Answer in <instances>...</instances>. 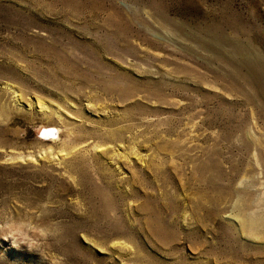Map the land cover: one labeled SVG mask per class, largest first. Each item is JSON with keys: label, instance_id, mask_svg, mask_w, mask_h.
I'll return each instance as SVG.
<instances>
[{"label": "rangeland", "instance_id": "rangeland-1", "mask_svg": "<svg viewBox=\"0 0 264 264\" xmlns=\"http://www.w3.org/2000/svg\"><path fill=\"white\" fill-rule=\"evenodd\" d=\"M254 57L264 63V0H0V88L10 82L55 101L58 88L106 95L109 108H98L104 109L101 117L120 122L114 127L119 130L126 123L121 131L138 134L144 154L150 147L145 140L157 132L207 133L200 141L203 150L190 154L207 164L200 175L193 174L187 157L176 159L179 169L166 164L156 172L146 165L142 169L138 156V162L134 155L124 159L126 167L139 169L137 204L146 208H138V220L144 226L148 220L162 221L185 245L184 257L194 253L188 244L202 245L203 263L215 258L214 264H264L260 241L230 235L226 216L237 214V198L221 214H213L204 198L219 189L248 187L259 193V212L264 214V145L255 157L239 141L248 133L264 144V74L251 84L242 65ZM109 83L112 89L104 87ZM134 85L140 98L134 106L125 103L124 111L117 98H128L126 90ZM1 95L7 104L8 97ZM30 114L10 108L0 112V264H125L119 259L120 246H97L85 239V234L100 236L118 222L128 224L125 200L111 179L98 178L95 168H88L89 176L84 172L77 185L58 171L64 167L58 159L5 160L7 154L35 155L40 148L57 149L67 141L62 130L57 144L45 142L42 131L53 123ZM88 129L82 134H91ZM42 163L45 170H39ZM203 171L217 176V182L201 179ZM183 207L189 223L182 218L173 222Z\"/></svg>", "mask_w": 264, "mask_h": 264}, {"label": "bare ground", "instance_id": "bare-ground-1", "mask_svg": "<svg viewBox=\"0 0 264 264\" xmlns=\"http://www.w3.org/2000/svg\"><path fill=\"white\" fill-rule=\"evenodd\" d=\"M134 43H136V41ZM120 61H121V57H120ZM242 65L246 69V74L244 78H246L247 81H249V83L251 84L255 85L256 83H259L261 76L264 74V63L261 61L260 57L245 59L242 62ZM233 69H235L234 70L235 73H238L239 69L235 67H233ZM112 83H109V85L111 84V86L107 84V86L105 85L104 87L106 88L109 87V89L111 87L112 89L113 87ZM125 85L126 84H124V87ZM17 86H15V84H12L10 82H6L4 85L1 86L0 95L1 93H3L9 99L8 103L6 104L7 100L3 102V99H1L0 97L1 114L7 113L8 108H10L12 112L17 111V112L31 113L37 118H40L42 120H48L49 122L53 123L51 124L52 127L46 128V130L42 131L43 132L42 138L45 139V142L53 143V145L57 144V141H59L61 137L62 130L67 131L68 139L67 141H64L63 144L57 149H53V146H49L43 149L40 148L39 151H37V154L35 155L34 153L31 154L30 152L26 154L24 153L7 154L6 156L4 155L5 160L15 162L17 160L18 161L19 160H29V159L33 160L34 157H36L35 161H37L38 158L40 157L46 160H48L47 158L49 159L53 158L54 160L58 159L60 161V163H58L59 167H61L64 164V167L59 168L58 171H62L64 176H66L69 180H72L74 184H77V185H80L83 179L82 174L84 172H87L86 175L89 176L88 173L90 171L88 170V168L90 169L95 168L94 170L97 171L98 178L111 179L112 182L111 183L109 182L110 185L114 188V190H117V192L121 194L123 199L125 200L123 212L126 214V218H127L126 220L128 224H125L126 226H124L122 225L123 223L120 225L118 224L119 222L118 223L116 222L117 225L112 227L109 231L102 233L100 236H90L89 237L87 234H85V239L89 243L97 245V246H99V243L101 244L110 243L111 245L120 246V249L118 250L119 259L123 262L126 261L125 264L129 262L131 264L132 263L134 264H214V262L216 261L215 258H213L212 261H204V263L203 261L200 260L202 257L201 255L205 254V251L202 245L196 244V243H195L196 246H193L192 244L191 245L188 244L189 247L188 246L187 247L189 248V250L191 249L194 253H191L189 257H184L183 254L186 250L185 245H182L180 243L181 239L176 241V238H174L175 237L174 232L169 227L165 226V224L162 221H158V223L153 224V223H150V220H148L149 222H147L144 226L138 220L137 212H138V208H140L141 206H139L137 203L138 201H140V199L138 198L140 193L138 192V188L137 187L135 188L134 183H138L140 186L142 185V183H139V175H138L139 169H136L135 164L133 166L126 167L127 162H125L124 160V159L132 158V156L134 155L133 156L134 159L136 160V162H138L139 160L136 158L138 156L140 158V161H143V164H144V165H139L142 169H143V166L146 165V168L148 170H153V172L155 170L156 172V170H162L161 166L166 167L164 166L166 164L171 165V167L175 166L176 168H178L179 166L175 165V162L177 164L178 158L183 157L182 159H184L187 157L191 159L190 162L193 164L191 167L193 174H195V176L200 175L201 168L207 167L206 166L207 164L205 163L202 165L201 161L196 160V157L190 154L191 152L195 154V152H193L194 150L203 148L200 141L202 138H204V136L207 133L204 134V133H198L196 131H189V130L188 132H181L182 134H178L179 132L177 134H172L168 131L167 132L162 131V133L158 134L157 132L156 134H154V137L151 136L150 138L148 137V139L145 140L144 144L145 145L148 144L150 147L147 148L146 147L147 145L145 146L143 144L146 147V151H147V153L144 154L141 151L144 149V147L140 150L141 146L139 143L142 138L139 140L137 138L138 134L137 135L136 133L133 134L131 133V131L129 132L131 135L126 136L125 133L128 134L127 132L129 131V129H127V132L123 130L125 131V133L121 131L126 125V123L124 122V120L126 119L123 120L125 125L123 126L121 130H119L114 127L120 124V122L116 121L117 123H113L115 120L111 121L110 119L101 117L102 116L101 112L104 111V109L102 108L98 109V108H100L101 105L103 106L106 105L105 107L109 108L107 106L108 99H103L104 96L106 95H104L103 97H100L98 93H96V91L94 92L92 89H89L87 91L86 88H83V89L81 88L78 91H74L73 89H61V88H58L56 90L50 89L51 92H53L52 90H54L59 96L56 102L54 99L53 100L46 99L44 96L39 95L38 93H36V91L34 92L32 89H27L24 91L22 88H19ZM120 89L122 90V88ZM104 90H105L104 94H106L105 93L106 89ZM124 90H126V88ZM126 91L129 93L127 94L129 95L128 98L127 97L124 99L122 97L117 98L119 94L117 97L114 96V99L115 98L118 99L116 102L118 103V105H122V108H124L123 106H125V103H127L128 101L130 102L132 106L136 105L138 102V98H140L138 86L134 85L133 89L131 87V89L126 90ZM258 94L261 95L262 93H258ZM114 99H113V102H114ZM126 107L127 106H125L124 111H127ZM126 122L129 123V120H126ZM83 128L85 129L91 128V132H92L91 134H88V133H86V135L84 134L86 136L85 137L86 140L84 141L82 140L84 136L82 132H85L86 130L83 131ZM249 135L248 133H245V135L241 136V139L239 141L242 142L243 145H248L247 147L249 149L254 150L255 155L252 153V156L254 155L256 157V152L258 153L264 144H263V141L259 137H255V135L254 137L249 136ZM211 136L213 137L215 136L219 138V132L217 134L216 132L212 131ZM173 137H175V140ZM246 138L249 140H246ZM78 139H80L81 142H77ZM131 139L132 141H130ZM126 143H128V145H126ZM4 153H7V152L5 151ZM0 157H3V156L0 155ZM25 162H28V161H25ZM43 164L44 163H42L41 167L39 166L40 167L39 170L46 169L45 165ZM184 165L185 167L187 166V164H184ZM112 166L114 168L113 171L117 172V178L116 176L115 177L113 176L114 172L110 171ZM257 166H259V164ZM175 167L173 169H175ZM49 170H52V169H49ZM205 172L203 171L204 175L201 174V177H202L201 179H204L205 181L209 183L211 182L212 184L217 182V179H218L217 176L212 175V174L208 175V173L205 174ZM245 173H247L246 170H245ZM204 180L203 182H205ZM261 185H262V182H261ZM124 189L126 193H124L123 191ZM224 190L219 189V191L215 192V195L207 197L208 195L207 194L206 197H204L206 200L208 199L207 201H209L211 206H213L212 207L213 214H221L223 212H227L228 209L226 205L229 202V200H232V198H237V204L239 205L238 209L236 210L237 214H235L234 216H232L231 214L226 216L227 220L232 225V227H229L228 229L230 230L229 231L230 235L232 236V238L241 236V237L248 238L251 240H257V241H260L262 245H264V214L259 212V210L263 208V206L261 205L262 202L258 201V198H257V196H259L258 195L259 193L257 195L255 193H252V191H250L248 187L247 188L245 187L244 189H239L235 187L232 190H226V191ZM233 190H235V193ZM235 194H236V197H233ZM204 198L202 200H205ZM206 200L205 202H207ZM185 202L188 203V207H189L190 206L189 199H185ZM144 207L145 206L142 205V208ZM187 209H188L187 207H183V211L180 212L181 214L179 213L178 216L176 215L177 217H175L174 215L172 217L173 222L175 220L182 218L184 221V224L186 223L188 224L190 215L188 216ZM114 215H117V214L114 213ZM182 226H186V225H182ZM181 233L183 234L182 231ZM263 250H264V247H263ZM258 251L261 252L262 249H259ZM192 254H194V256Z\"/></svg>", "mask_w": 264, "mask_h": 264}]
</instances>
